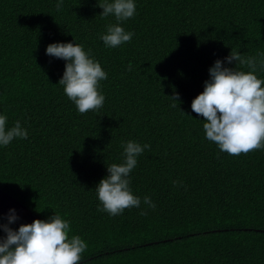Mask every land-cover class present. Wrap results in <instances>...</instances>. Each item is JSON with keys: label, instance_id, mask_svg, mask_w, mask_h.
<instances>
[{"label": "trees", "instance_id": "1", "mask_svg": "<svg viewBox=\"0 0 264 264\" xmlns=\"http://www.w3.org/2000/svg\"><path fill=\"white\" fill-rule=\"evenodd\" d=\"M104 2L0 0V115L27 131L0 145V189L44 221H69V238L88 245L80 264H264V148L222 152L191 108L217 60L236 68L232 50L256 58L264 80V0H134L122 22L100 15ZM117 23L132 39L108 48L100 36ZM52 43L99 62L100 109L80 114L67 98ZM128 141L150 146L128 177L141 203L111 216L95 188Z\"/></svg>", "mask_w": 264, "mask_h": 264}, {"label": "clouds", "instance_id": "2", "mask_svg": "<svg viewBox=\"0 0 264 264\" xmlns=\"http://www.w3.org/2000/svg\"><path fill=\"white\" fill-rule=\"evenodd\" d=\"M62 5L63 0H58L56 10L60 11ZM98 6L103 9L100 14L103 18L112 15L117 22L134 17L136 12L134 0H105ZM132 36L133 33L126 32L117 23L109 24L100 39L106 47L116 48L130 42ZM46 54L67 61L58 83L64 86V93L80 114L103 106L105 97L98 89L100 81L108 77L99 62L90 58V50L86 52L82 45L75 43H52L47 46ZM226 60L228 63L236 61V68L223 67V62L217 60L209 69L211 79L205 82L204 91L193 99L191 108L204 117L206 138L222 152L239 156L264 148V80L255 74L256 58L244 57L232 50ZM237 64L251 70H236ZM259 67L264 69V59L259 61ZM172 99L179 103V94ZM6 123L7 117L0 115V145L7 146L17 137L27 139V131L19 121L10 129H6ZM149 147L128 141L124 145V162L107 167L109 174L95 188L103 206L100 211L116 216L125 209L140 207V198L132 194L128 177L137 165V157ZM144 203L155 207L149 197L144 198ZM16 219L15 214L10 215L9 223ZM0 228L7 234L6 238H0V264H80L88 247L79 236L69 238L70 222L59 215H53L48 221L35 220L21 225L18 230L7 225Z\"/></svg>", "mask_w": 264, "mask_h": 264}, {"label": "water", "instance_id": "3", "mask_svg": "<svg viewBox=\"0 0 264 264\" xmlns=\"http://www.w3.org/2000/svg\"><path fill=\"white\" fill-rule=\"evenodd\" d=\"M11 210H14V213ZM12 214H15L18 217V219L13 222L18 227L24 224H31L35 220H42L35 212L26 207L23 203L0 189V215L9 220V216Z\"/></svg>", "mask_w": 264, "mask_h": 264}]
</instances>
